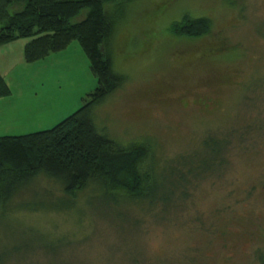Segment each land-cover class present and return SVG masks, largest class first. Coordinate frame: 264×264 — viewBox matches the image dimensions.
<instances>
[{
	"label": "rangeland",
	"instance_id": "obj_1",
	"mask_svg": "<svg viewBox=\"0 0 264 264\" xmlns=\"http://www.w3.org/2000/svg\"><path fill=\"white\" fill-rule=\"evenodd\" d=\"M167 1L127 0L113 16L108 47L122 79L92 115L119 147H150L142 167H154L156 199L118 205L92 197L91 187L60 201L58 209H68H14L20 200L54 199L36 200L35 190L64 196L58 183L38 177L14 201L16 216L0 215V264H259L264 0ZM187 15L209 18V32L172 34ZM30 40L0 48L12 92L0 98V137L52 129L98 87L78 41L30 55ZM211 139L223 149L215 152Z\"/></svg>",
	"mask_w": 264,
	"mask_h": 264
},
{
	"label": "trees",
	"instance_id": "obj_2",
	"mask_svg": "<svg viewBox=\"0 0 264 264\" xmlns=\"http://www.w3.org/2000/svg\"><path fill=\"white\" fill-rule=\"evenodd\" d=\"M127 0H0V48L17 39H31L27 48L48 54L65 48L76 40L90 62L98 79L91 99L78 111L50 130L20 136L0 137V212L1 217L16 215L14 209L28 211L63 210L64 203L92 187V197L102 195L120 205L123 201H151L157 195L152 188L151 172L143 169L151 157L148 145L119 147L98 132L93 121V109L110 96L121 83L122 75L114 70L108 41L115 30L114 15L121 13ZM171 2L170 1H167ZM159 6L157 11L163 9ZM119 16V15H118ZM115 23V24H114ZM211 21L206 17L184 16L174 22L170 31L184 36L186 29L192 37L209 32ZM200 33V34H198ZM64 50V49H63ZM11 89L0 71V98L11 95ZM215 152L223 149V141H206ZM152 165V164H151ZM155 163H153V166ZM45 176L59 184L64 196L51 190H35L39 200L44 197L56 202L41 201L37 205L14 201ZM32 190V189H31ZM33 192V191H31ZM40 193V194H39ZM43 195V196H42ZM58 197H63L62 199ZM22 199H24L22 197ZM57 202L61 204H57ZM29 203V202H28ZM259 264H264V255Z\"/></svg>",
	"mask_w": 264,
	"mask_h": 264
},
{
	"label": "crops",
	"instance_id": "obj_3",
	"mask_svg": "<svg viewBox=\"0 0 264 264\" xmlns=\"http://www.w3.org/2000/svg\"><path fill=\"white\" fill-rule=\"evenodd\" d=\"M5 70H6V69H5ZM5 70H4V71H5ZM0 71H1V73H2V75H3V77L6 78V77H5L6 72H4L1 68H0ZM5 80H6V79H5Z\"/></svg>",
	"mask_w": 264,
	"mask_h": 264
}]
</instances>
